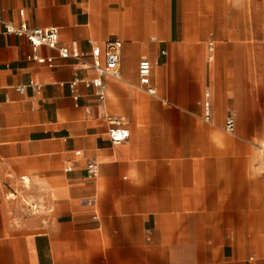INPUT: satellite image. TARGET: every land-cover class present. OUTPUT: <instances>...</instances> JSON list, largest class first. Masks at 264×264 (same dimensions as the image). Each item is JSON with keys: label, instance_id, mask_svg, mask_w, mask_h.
Instances as JSON below:
<instances>
[{"label": "crops", "instance_id": "0c3cea01", "mask_svg": "<svg viewBox=\"0 0 264 264\" xmlns=\"http://www.w3.org/2000/svg\"><path fill=\"white\" fill-rule=\"evenodd\" d=\"M0 16L80 54L0 27V264H264V0H0ZM110 41L100 105L85 83Z\"/></svg>", "mask_w": 264, "mask_h": 264}, {"label": "built area", "instance_id": "2783aa9c", "mask_svg": "<svg viewBox=\"0 0 264 264\" xmlns=\"http://www.w3.org/2000/svg\"><path fill=\"white\" fill-rule=\"evenodd\" d=\"M0 27L3 29L5 35H13L16 37L24 38L28 41L31 47L35 50L41 47H47L52 50H56L62 59L74 58L79 60L80 54L76 49H70L66 46L59 44V33L57 28L41 29V28H30L26 23H20L19 25H13L2 19L0 16ZM121 43L119 41H110L106 43L104 47V64H101L98 60L94 63L93 68L96 71V77L85 84L94 89L95 96L100 105H103L106 100V86L104 83L105 77L118 78L119 68H120V53H121ZM209 57L208 60L213 59L214 43L211 41L207 46ZM101 51L98 47L93 49V56L98 58ZM28 61H35L39 64L53 65V60L51 58H43L37 55L27 56ZM151 64L148 60L142 59L139 62L138 67V77L139 85L141 89L147 93L154 95L155 89H153L151 84ZM77 84V81H73L69 84V87L73 90ZM30 86L35 87L34 81L30 82ZM24 87H18L20 93L24 92ZM208 97V95H206ZM211 119V105L209 101L204 103V120L210 121ZM107 122L109 125L108 136L113 145H119L124 143L129 136L128 130L126 128V122L120 117H107ZM236 122L233 116H229L225 122V131L228 134L235 132ZM260 148L264 151V143L261 144ZM97 175V166L94 162H89L87 165V178L92 179ZM31 210L35 211L36 206H31Z\"/></svg>", "mask_w": 264, "mask_h": 264}, {"label": "rangeland", "instance_id": "374dc122", "mask_svg": "<svg viewBox=\"0 0 264 264\" xmlns=\"http://www.w3.org/2000/svg\"><path fill=\"white\" fill-rule=\"evenodd\" d=\"M28 207H30V206H28ZM32 212V211H31Z\"/></svg>", "mask_w": 264, "mask_h": 264}]
</instances>
